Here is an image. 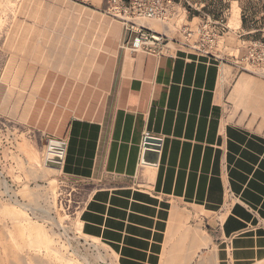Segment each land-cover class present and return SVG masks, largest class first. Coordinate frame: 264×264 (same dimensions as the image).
<instances>
[{"label": "crops", "instance_id": "crops-1", "mask_svg": "<svg viewBox=\"0 0 264 264\" xmlns=\"http://www.w3.org/2000/svg\"><path fill=\"white\" fill-rule=\"evenodd\" d=\"M233 3L237 27L248 29V8ZM263 5L249 10L262 13ZM124 40L96 85L99 100L72 117L59 139L61 169L45 166L47 145L42 176L61 173L89 187L79 228L117 264H264V134L226 115L227 71L184 51L133 52ZM95 53L80 47L78 59ZM249 90L264 124V85L241 86L239 98ZM147 137L161 141L154 166L143 163Z\"/></svg>", "mask_w": 264, "mask_h": 264}, {"label": "rangeland", "instance_id": "rangeland-1", "mask_svg": "<svg viewBox=\"0 0 264 264\" xmlns=\"http://www.w3.org/2000/svg\"><path fill=\"white\" fill-rule=\"evenodd\" d=\"M4 1L0 13V264H117L106 246L85 237L79 228L89 187L61 173L43 177L42 170L46 146L62 138L72 117L99 100L96 85L116 56L120 37L124 38L122 24L109 11L110 0L103 7L73 0ZM187 1L204 8L191 9ZM232 1L174 0L178 17L168 24L145 23H158V32L178 40L184 26L195 28L199 18L226 12L228 29L219 48L221 68L228 74L222 94L226 115L264 134L262 119L254 117L250 106L252 90L239 98L241 86L264 85V64L247 60L255 43L264 46V31H257L264 28L261 11L249 10L264 0H242L248 8V28L256 26L250 31L237 27L240 15L236 3L231 9ZM123 2L129 5L131 0ZM163 25L169 27L167 33ZM114 27V36L101 42L99 37L104 32L112 35ZM84 46L95 50L92 59L88 55L78 59V48Z\"/></svg>", "mask_w": 264, "mask_h": 264}, {"label": "built area", "instance_id": "built-area-1", "mask_svg": "<svg viewBox=\"0 0 264 264\" xmlns=\"http://www.w3.org/2000/svg\"><path fill=\"white\" fill-rule=\"evenodd\" d=\"M109 4V11L122 24L124 44L131 51H148L159 55L184 51L198 57L214 58L221 62L219 48L226 29H228L226 12L219 16L205 15L199 18L200 23L195 28L184 26L179 39L176 40L161 33H154L135 22L137 19H145L168 24L174 16L178 17L174 0H131L129 5H125L123 0H110ZM189 5L191 9L197 11L204 8V4L199 7L198 4L189 3ZM261 17L264 21V12L261 13ZM257 31L262 32L264 28ZM154 36L161 39L157 40ZM247 60L254 64H264V46L255 43L247 53Z\"/></svg>", "mask_w": 264, "mask_h": 264}, {"label": "bare ground", "instance_id": "bare-ground-1", "mask_svg": "<svg viewBox=\"0 0 264 264\" xmlns=\"http://www.w3.org/2000/svg\"><path fill=\"white\" fill-rule=\"evenodd\" d=\"M6 3V1L4 0H0V13L4 10V4ZM144 21V22H143ZM147 21H150V20H145V19H137L135 20V22L137 24H139L140 26H143V27H146L148 28L149 30L153 31L154 33H160L158 32V29H160V25H158V23L156 22H152L151 24H147L145 22ZM152 21H156V20H152ZM159 23H162L160 21H157ZM164 24V23H162ZM169 27H167L166 25H163L162 26V29L165 33H167L169 30H168ZM164 36H167L166 34H163ZM157 40H160L161 38L157 37V36H154ZM168 37V36H167ZM139 43V42H138ZM264 75V73H263ZM56 142H59V141H56ZM62 143V142H61ZM59 148H60V145L59 144H49L48 145V150H47V155H46V160H45V166L47 168H51V169H56V170H60L59 168H52V167H49L47 165V162H50V161H56L58 157H63V152H60L59 151ZM58 184V183H57ZM60 185V184H59ZM63 189H67V190H72V188H69V186H62ZM20 205V204H19ZM22 207V205H21ZM26 209V207H25Z\"/></svg>", "mask_w": 264, "mask_h": 264}, {"label": "water", "instance_id": "water-1", "mask_svg": "<svg viewBox=\"0 0 264 264\" xmlns=\"http://www.w3.org/2000/svg\"><path fill=\"white\" fill-rule=\"evenodd\" d=\"M59 144L60 148L59 151L63 152L64 155V148L65 144L61 142L51 141L50 144ZM161 141L157 140L155 138L147 137L145 139V152H144V158L143 163L148 165H156L159 158V150H160ZM63 157H58L56 161H50L47 162V165L52 168H59L61 169V163H62Z\"/></svg>", "mask_w": 264, "mask_h": 264}, {"label": "trees", "instance_id": "trees-1", "mask_svg": "<svg viewBox=\"0 0 264 264\" xmlns=\"http://www.w3.org/2000/svg\"><path fill=\"white\" fill-rule=\"evenodd\" d=\"M251 28H248L247 30H250Z\"/></svg>", "mask_w": 264, "mask_h": 264}]
</instances>
